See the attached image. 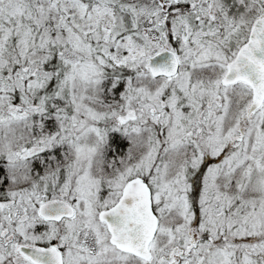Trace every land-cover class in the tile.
Instances as JSON below:
<instances>
[{
    "label": "snow or ice",
    "instance_id": "1",
    "mask_svg": "<svg viewBox=\"0 0 264 264\" xmlns=\"http://www.w3.org/2000/svg\"><path fill=\"white\" fill-rule=\"evenodd\" d=\"M0 264H264V0H0Z\"/></svg>",
    "mask_w": 264,
    "mask_h": 264
}]
</instances>
